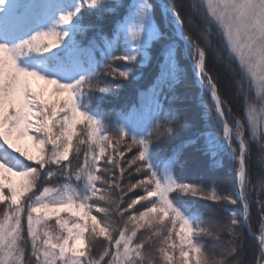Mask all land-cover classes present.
Wrapping results in <instances>:
<instances>
[{
	"label": "snow or ice",
	"instance_id": "snow-or-ice-1",
	"mask_svg": "<svg viewBox=\"0 0 264 264\" xmlns=\"http://www.w3.org/2000/svg\"><path fill=\"white\" fill-rule=\"evenodd\" d=\"M257 103L264 0H0V264H264Z\"/></svg>",
	"mask_w": 264,
	"mask_h": 264
},
{
	"label": "trees",
	"instance_id": "trees-1",
	"mask_svg": "<svg viewBox=\"0 0 264 264\" xmlns=\"http://www.w3.org/2000/svg\"><path fill=\"white\" fill-rule=\"evenodd\" d=\"M169 2H172V0H169ZM177 2L184 3L187 5V4H191L192 0H177ZM189 63H190V61H189ZM145 74H147V69H145ZM141 83H143V81H141ZM221 86L223 89L227 90V95H228L229 99H231L234 95H236V89H235L234 84L231 88H229L227 86V84L222 80ZM251 96H252L253 100H255L257 98V90L255 88L252 90ZM131 97H132V89L131 88L126 89L124 92L121 93V96L119 99H114L112 97H108L104 107L108 111H111L114 107L118 109L121 105L127 103L131 99ZM205 102L206 103L208 102L207 97L205 98ZM262 107H264V106H262L259 103L256 104L258 114L260 113V110ZM234 108L236 111L241 110L239 100H237V102L234 103ZM16 136H18V135L14 134L12 137H16ZM29 142H30V146H31L32 152H33L31 154V156L35 157L38 154L37 148L34 145V143L32 142V140H30ZM251 147H252L251 157H252V165H253V172L251 174V178H252L254 184H256L258 186L259 181L261 179L259 169L262 167V165L260 164V161L262 158H264V152L261 151L259 144H254ZM25 163H30V161L25 162ZM221 163L224 164L225 166H230V160L227 156H224L223 158H221ZM217 175L221 176L222 174L217 173ZM256 219H257V213L255 210H253V222H255ZM54 222H55L54 219L50 221V223H54ZM256 227L258 228L259 225L256 224ZM258 234L259 233H257V235ZM225 238H226V234H225ZM210 240H211V238H206V241H210Z\"/></svg>",
	"mask_w": 264,
	"mask_h": 264
},
{
	"label": "rangeland",
	"instance_id": "rangeland-1",
	"mask_svg": "<svg viewBox=\"0 0 264 264\" xmlns=\"http://www.w3.org/2000/svg\"><path fill=\"white\" fill-rule=\"evenodd\" d=\"M11 143L13 144L15 149H18L20 152H25L28 155H31L32 152V148L30 146V139L28 136H24V135H18L16 137H11L10 138ZM18 154V153H15ZM23 159V157H22ZM25 162H28L27 160H25ZM0 175H2L4 177V182L6 184L11 183L12 186L16 187L17 189H19L20 185H21V181L20 178L18 176H14L12 175V173L9 172H5L3 170H0ZM62 216H66L67 213L61 212ZM77 246H80V241H76Z\"/></svg>",
	"mask_w": 264,
	"mask_h": 264
}]
</instances>
